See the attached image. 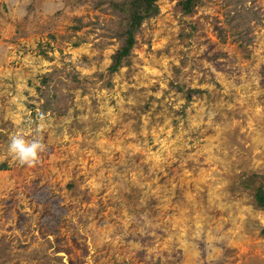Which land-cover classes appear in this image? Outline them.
Instances as JSON below:
<instances>
[{
    "label": "rangeland",
    "instance_id": "374dc122",
    "mask_svg": "<svg viewBox=\"0 0 264 264\" xmlns=\"http://www.w3.org/2000/svg\"><path fill=\"white\" fill-rule=\"evenodd\" d=\"M129 1L0 0V264H264V0H158L112 71Z\"/></svg>",
    "mask_w": 264,
    "mask_h": 264
},
{
    "label": "trees",
    "instance_id": "16d2710c",
    "mask_svg": "<svg viewBox=\"0 0 264 264\" xmlns=\"http://www.w3.org/2000/svg\"><path fill=\"white\" fill-rule=\"evenodd\" d=\"M158 0H131L129 1V6H131V14L129 17V23L126 30V41L121 49H119L114 64L112 65V71L119 68L122 58L129 54L131 48L134 45L135 38L134 34L136 29L141 25L146 17L157 14L159 12V7L157 4ZM256 202L261 206H264V193L261 189H258L255 194Z\"/></svg>",
    "mask_w": 264,
    "mask_h": 264
},
{
    "label": "clouds",
    "instance_id": "9594fccd",
    "mask_svg": "<svg viewBox=\"0 0 264 264\" xmlns=\"http://www.w3.org/2000/svg\"><path fill=\"white\" fill-rule=\"evenodd\" d=\"M44 145L40 141L28 142L23 136H12L9 151L14 154L20 164L35 166L38 162V151H43Z\"/></svg>",
    "mask_w": 264,
    "mask_h": 264
}]
</instances>
